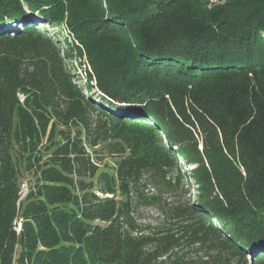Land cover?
Instances as JSON below:
<instances>
[{"label": "trees", "instance_id": "obj_1", "mask_svg": "<svg viewBox=\"0 0 264 264\" xmlns=\"http://www.w3.org/2000/svg\"><path fill=\"white\" fill-rule=\"evenodd\" d=\"M113 136L109 174L85 145ZM177 159L196 193L143 221L142 172ZM0 264H264V0H0Z\"/></svg>", "mask_w": 264, "mask_h": 264}, {"label": "rangeland", "instance_id": "obj_2", "mask_svg": "<svg viewBox=\"0 0 264 264\" xmlns=\"http://www.w3.org/2000/svg\"><path fill=\"white\" fill-rule=\"evenodd\" d=\"M43 26L40 27V33L42 36L50 38L61 52V56H66V67L77 75L76 79H78V83L81 87L91 89L89 92L97 93L98 90L94 87L95 80L94 78H87L84 74L83 69H88L86 57L83 54H79L78 51L72 47L74 43L73 38L68 36L67 29L63 22H55L53 24L43 23ZM91 87V88H90ZM20 101L23 100V97L19 96ZM145 124V127L151 131L154 139L162 146H169L164 135L150 126L149 124ZM75 128H72V130ZM117 136H113V138H107L104 141L99 142L96 146L91 148L89 145H85L86 150L89 152L91 156V161L97 165L99 171H105L109 174L114 173L113 168L115 167V163L122 156L129 153L131 150L130 145L123 142L122 139L116 138ZM124 149L121 153H115L113 150ZM96 155V157H95ZM178 165L168 168L166 171L165 178H161L160 175L153 170L148 171L144 170L140 177L139 181V189L142 194L145 196L149 202L146 204L147 206H142L139 208V216L143 221H157L162 219V215L159 213L158 203L162 200L169 201L174 195L185 200L189 196L192 197L195 192V186L193 183L187 186V182L185 180V174H189V170L192 168V165L185 163L182 159H177ZM179 170V171H178ZM179 174L181 177V182L177 187L168 186L167 182L173 183V178L176 174ZM22 187L24 193L29 186L32 176L30 174H24L22 177ZM165 179V180H164ZM190 182V181H189Z\"/></svg>", "mask_w": 264, "mask_h": 264}, {"label": "built area", "instance_id": "obj_3", "mask_svg": "<svg viewBox=\"0 0 264 264\" xmlns=\"http://www.w3.org/2000/svg\"><path fill=\"white\" fill-rule=\"evenodd\" d=\"M223 0H208V3H213V5L218 4V3H222Z\"/></svg>", "mask_w": 264, "mask_h": 264}]
</instances>
